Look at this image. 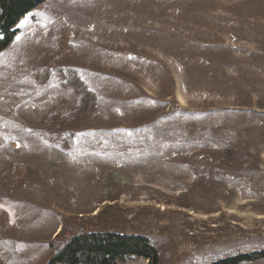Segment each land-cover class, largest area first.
<instances>
[{"label": "rangeland", "instance_id": "obj_1", "mask_svg": "<svg viewBox=\"0 0 264 264\" xmlns=\"http://www.w3.org/2000/svg\"><path fill=\"white\" fill-rule=\"evenodd\" d=\"M17 28L0 54V211L27 264L82 231L145 237L160 264L264 252V0H48ZM58 69L96 106L48 127L81 100L37 79Z\"/></svg>", "mask_w": 264, "mask_h": 264}, {"label": "trees", "instance_id": "obj_2", "mask_svg": "<svg viewBox=\"0 0 264 264\" xmlns=\"http://www.w3.org/2000/svg\"><path fill=\"white\" fill-rule=\"evenodd\" d=\"M48 0H0V54L4 52L19 35L18 25L35 9ZM60 47L63 42L57 39ZM62 49V48H61ZM61 77L80 94V105L70 115L52 114L48 119V127H55L59 122L78 117L85 112H94L96 101L83 83L82 79L72 70H53L41 73L37 79ZM72 117V118H71ZM231 150H229L230 152ZM199 183V180H197ZM116 184L122 187L126 181L118 173H108L103 178V184ZM103 213L116 215V209L105 207ZM6 214L0 211V264H27L18 251L14 240L10 238ZM63 229L61 230V233ZM60 233V234H61ZM59 234V235H60ZM53 249L52 259L48 264H120L132 258H142L148 264H160V254L145 237L126 234L82 231L78 236L60 242L59 239L50 244ZM264 259V252L254 256L243 255L221 261L217 264H245Z\"/></svg>", "mask_w": 264, "mask_h": 264}, {"label": "bare ground", "instance_id": "obj_3", "mask_svg": "<svg viewBox=\"0 0 264 264\" xmlns=\"http://www.w3.org/2000/svg\"><path fill=\"white\" fill-rule=\"evenodd\" d=\"M12 59V58H11Z\"/></svg>", "mask_w": 264, "mask_h": 264}]
</instances>
